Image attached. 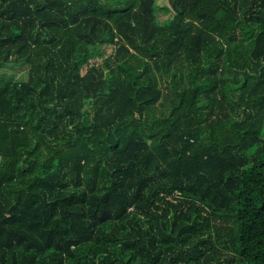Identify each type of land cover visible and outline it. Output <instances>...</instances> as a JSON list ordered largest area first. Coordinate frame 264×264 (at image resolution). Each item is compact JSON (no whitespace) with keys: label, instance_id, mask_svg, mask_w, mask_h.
<instances>
[{"label":"trees","instance_id":"1","mask_svg":"<svg viewBox=\"0 0 264 264\" xmlns=\"http://www.w3.org/2000/svg\"><path fill=\"white\" fill-rule=\"evenodd\" d=\"M166 1L0 0V264H264V0Z\"/></svg>","mask_w":264,"mask_h":264},{"label":"rangeland","instance_id":"2","mask_svg":"<svg viewBox=\"0 0 264 264\" xmlns=\"http://www.w3.org/2000/svg\"><path fill=\"white\" fill-rule=\"evenodd\" d=\"M159 5H164L167 4L166 0H157ZM162 13V12H160ZM166 18V15L163 16ZM113 49L111 47L106 49V55H104L103 57L97 58L96 60L92 61L93 63H102V61L112 53ZM26 71L27 69L25 68H21L19 66H14V65H2L0 66V79L3 77L6 78H13L14 79H22L24 76H26Z\"/></svg>","mask_w":264,"mask_h":264}]
</instances>
